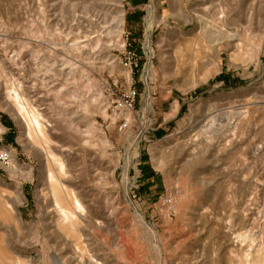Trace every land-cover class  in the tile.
Returning <instances> with one entry per match:
<instances>
[{
    "label": "rangeland",
    "instance_id": "374dc122",
    "mask_svg": "<svg viewBox=\"0 0 264 264\" xmlns=\"http://www.w3.org/2000/svg\"><path fill=\"white\" fill-rule=\"evenodd\" d=\"M0 149V264H264V0H0Z\"/></svg>",
    "mask_w": 264,
    "mask_h": 264
},
{
    "label": "bare ground",
    "instance_id": "6f19581e",
    "mask_svg": "<svg viewBox=\"0 0 264 264\" xmlns=\"http://www.w3.org/2000/svg\"><path fill=\"white\" fill-rule=\"evenodd\" d=\"M149 10V9H148ZM112 11L115 13V11L116 10H114V9H112ZM150 12V11H149ZM107 14V13H106ZM113 19V18H112ZM111 19V20H112ZM114 21H115V27L117 28V30L118 31H121V26H122V16H120V15H118V11H117V13H116V16L114 17ZM147 23H149V22H147ZM149 25V24H148ZM114 26V25H113ZM114 27V28H115ZM30 38V37H29ZM32 39V38H31ZM35 39V38H34ZM38 39V38H37ZM36 39V40H37ZM28 40H30V39H28ZM33 40V39H32ZM89 39H87V40H85V42L83 41H77V42H74L73 43V45H70L68 48L69 49H71L73 52H84L85 51V49H86V44L87 43H89ZM29 43V42H28ZM146 44H147V46H149V40L147 39V41H146ZM46 46V45H45ZM49 46V45H48ZM50 47V46H49ZM67 48V49H68ZM27 49H29L28 47H27ZM86 50H88V49H86ZM27 51V50H26ZM50 52V51H49ZM56 52V51H55ZM53 53V52H52ZM85 53H86V51H85ZM28 54V53H27ZM50 54V53H49ZM81 54V53H80ZM52 55V54H51ZM48 56H50V55H48ZM25 57V56H24ZM56 60H54L53 62H51V63H49L47 60H45V58L44 59H42V61H41V63H39V68H40V66L43 68V77H41V85L43 84V85H45V88L46 87H52V85L53 84H57V83H59V82H57V81H59L58 80V78L59 77H68V75L69 74H72V72H74L75 70H76V67H77V63L79 62V61H77V60H74V59H72V58H69L68 57V55H66V54H64L63 55V57H58V58H55ZM16 60V59H15ZM23 63H24V61H23ZM15 64V63H14ZM14 66H16V65H14ZM18 66V65H17ZM42 68H40V69H42ZM39 71V70H38ZM40 75H41V73H40ZM60 78V79H61ZM16 80V79H15ZM19 81V80H18ZM17 82V81H16ZM57 82V83H56ZM28 83V82H27ZM26 83V84H27ZM32 84V83H31ZM52 84V85H51ZM60 84V83H59ZM35 86V85H34ZM19 87H22V89H23V86H22V84L20 83V82H18V84H17V90L19 91ZM31 87V86H30ZM60 87V86H59ZM33 88V87H32ZM36 88V87H35ZM34 88V89H35ZM55 88V87H54ZM63 88V87H62ZM21 89V88H20ZM50 89H52V88H50ZM42 90V89H41ZM48 90V89H47ZM14 91V90H13ZM11 92L12 94H11V96H12V101L14 102H16V104H17V114H15V117L16 118H18V120L20 121V123H21V126H22V128H23V130H24V134H25V137H26V140H32V139H35L36 137L38 138H43L44 137V135H45V130H44V128L42 127V125L43 124H41V122H40V114H42L43 112H42V110H41V112L42 113H40L39 114V109H38V111L36 110V106L34 107V105H36V102H38V100L39 99H35L33 96H32V98H34V100H31L30 98L28 99L27 97L26 98H22L21 96H23L22 95V93H21V96L19 95L20 93V91L18 92V91H14V92ZM34 91V90H33ZM36 91H38V90H36ZM50 91H52V90H50ZM58 91H61V89L60 90H58ZM64 91V90H63ZM62 91V92H63ZM21 92H22V90H21ZM28 93H29V91H28ZM34 93V92H33ZM39 93V92H38ZM37 92H36V94H38ZM50 93V92H49ZM30 94H31V92H30ZM46 94V93H45ZM64 94V93H63ZM24 95H27V94H24ZM29 95V94H28ZM27 95V96H28ZM35 95V94H34ZM39 95V94H38ZM38 95H36V97L38 96ZM48 95V94H47ZM58 95H60V94H58ZM72 95V94H71ZM147 96V95H146ZM24 97V96H23ZM31 97V96H30ZM72 97H74V96H71V98ZM75 98V97H74ZM146 99V98H145ZM77 100V99H76ZM150 101V100H149ZM42 102H41V99H40V104H41ZM39 104V105H40ZM39 105H37V107L39 106ZM42 105V104H41ZM146 105L148 106V107H150L149 106V104H147L146 103ZM144 107H145V105H144ZM143 107V108H144ZM146 108V107H145ZM65 113H67V112H65ZM148 113V112H147ZM146 113V114H147ZM228 113V112H227ZM68 114V113H67ZM66 114V115H67ZM46 115V114H45ZM70 115V114H69ZM69 115H67V116H69ZM43 116V115H42ZM239 117V113H235V112H231L230 111V113H228L227 114V123L225 124V128H228V127H230V125H232V123H234V121H236V119ZM66 118H68L66 121H68V125L70 126V128H74L75 130L77 129V126H76V124H75V121L73 120V118L72 117H66ZM45 121V120H44ZM44 126V125H43ZM209 126V125H208ZM220 126V125H219ZM212 127V126H211ZM222 126H220L219 128L220 129H218V130H216L215 131V133H221L222 131H223V129L221 128ZM209 130V129H208ZM207 131V130H206ZM224 133V132H223ZM222 134V133H221ZM127 157V156H126ZM46 158H48L47 160H49V158L50 159H52V156L50 155V154H46ZM126 161V160H125ZM51 163V162H50ZM50 172V171H49ZM48 172V173H49ZM52 174V173H51ZM49 175V174H48ZM50 176V177H49ZM48 177L50 178H48L47 176V180L49 179L50 180V182H53V177H55V176H52V175H49ZM55 179H57V178H55ZM61 181V180H60ZM49 182V183H50ZM51 191V190H50ZM52 195H53V200H54V202L56 203V207H59V211H60V214L59 215H61V217L63 216V218L66 220H68L70 217V215H69V213H67L66 211H65V209H63L60 205H59V203H58V201L55 199V191H53V189H52ZM52 197V196H51ZM78 199V198H77ZM78 200H74V202H73V206H74V208H75V206H78L79 204H78V202H77ZM77 211V210H76ZM137 211V210H136ZM77 213V212H76ZM65 214H68L69 216L67 217V215H65ZM72 216V215H71ZM84 216V215H83ZM60 218V217H59ZM62 218V219H63ZM131 253V251H129L128 252V255ZM132 256V255H131ZM130 257V256H129ZM55 263L56 264H63L62 262H61V260L58 258V257H56L55 256ZM89 260H91V258L89 259ZM96 260V259H95ZM90 262V261H89ZM92 262H97V260L96 261H92ZM90 264H91V262H90ZM93 264V263H92ZM99 264V263H98Z\"/></svg>",
    "mask_w": 264,
    "mask_h": 264
},
{
    "label": "built area",
    "instance_id": "2783aa9c",
    "mask_svg": "<svg viewBox=\"0 0 264 264\" xmlns=\"http://www.w3.org/2000/svg\"><path fill=\"white\" fill-rule=\"evenodd\" d=\"M127 65V64H126ZM136 96L135 91H131L128 95V104L126 105V109L132 108V104L134 102ZM127 127V122L122 124V128ZM11 163V153L6 149H0V166L8 167Z\"/></svg>",
    "mask_w": 264,
    "mask_h": 264
}]
</instances>
